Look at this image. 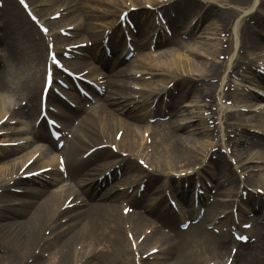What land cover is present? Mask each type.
I'll return each instance as SVG.
<instances>
[{"label": "bare ground", "instance_id": "6f19581e", "mask_svg": "<svg viewBox=\"0 0 264 264\" xmlns=\"http://www.w3.org/2000/svg\"><path fill=\"white\" fill-rule=\"evenodd\" d=\"M25 1L40 22L48 27L49 31L46 35L53 36V40H51L53 41L52 48L57 55H61L62 50H66L65 46L69 43H78L86 40L84 37L93 40V43L96 44L101 31L116 21L115 18H112L105 22H97V26H93L89 18L113 16L121 7L128 9L129 5L137 6V10L131 11L130 14L136 21L138 35L131 34L132 43L135 46V55L128 61L124 55H120L119 51H115L116 46L122 42V37L117 33L115 27H111L113 31L110 37L111 45L114 48L112 53L114 61L106 60L103 57L104 55L102 53L99 54L100 51L95 47L86 48L87 54H76L78 56L76 62L79 65H74L73 61L68 64L67 60L64 59L66 61L65 64H68L72 69H77L79 66L81 71L89 69L82 75L86 77L93 75L94 81H96L97 75H102L104 79L102 81L105 85L101 96L96 98L92 106L87 107L82 105L83 103L80 101L82 97L75 91L68 92L69 97L77 100V107L68 109L67 112L60 107L59 109L57 108V111L51 112V114L63 121L64 128L68 132H72V136L70 139L67 138L60 149L56 148L55 142L49 140V152H43L42 147L37 144L46 141L44 139H47L48 136L41 125L38 128H34V116L40 103V80L41 72L44 73L47 61V42L45 46L46 53L44 54V44H42L44 34L36 28L29 18L24 17L20 11V8L26 9V4H18L16 0H4V5L0 9V45L3 47V51L0 52V126L2 125L0 132L2 131L1 129H6L10 133L0 139V141H17V144L15 146H0V264H134L138 262L140 264H210L209 260H215V264H225V254L227 251V256L232 254L229 245L234 243V240L227 232L214 234L202 226V223L206 221L205 217L208 212H214V217L217 216V212L220 211L217 208L222 205V201L217 200L210 203L206 208L203 219L191 224L187 230H175L172 221L176 214L173 215L171 212L168 213L157 209L158 205L154 207L153 203V208L151 207L150 210L156 209L154 216L168 227V230H165L160 227H153L152 223L136 209H132L127 214L123 213L122 209L127 204L120 205L117 203V200L124 194V191L118 188L127 186L126 188L128 189L135 181H138V187L142 179H145L147 181L143 189V196L146 197V195L152 194L153 184L159 182L155 185L156 189L159 190L163 185L168 188L166 186L167 181L171 180L173 181L171 184L173 186L172 195H176L181 204L191 203L196 184L188 189L192 191V197L188 195L189 191L187 193L186 188L183 189L182 185L181 187L178 185L181 182L191 180V175L188 174L189 177L187 175L186 178L181 179L175 178L176 174L172 175V172L183 171L182 167L187 164L202 163V158L207 154V148L214 143V137L212 139L209 137L211 133L208 129H205L202 122L197 123V136L192 139L175 131L176 129L180 130L183 125L178 120L156 121L153 124L145 121L148 116L163 115L162 111L165 114H172V112L176 114L177 110L174 108L173 99L168 103L165 102L164 108L160 106L157 111L148 105L154 101L155 97L159 101L165 93L169 92V89L163 87L164 84L169 82L166 81L169 78L170 80L175 79L177 85L182 88L180 97L189 96L193 84H196L197 91L201 92L203 88L202 82L198 84L197 81L203 79V73L199 74L202 71V59L200 60L202 55L218 56L229 54V51L223 48L222 45L218 49V42L222 44V41L215 40V37L211 41L202 42L195 40L188 49L185 46L186 43H183L180 38L173 37L169 40H158L155 50L160 51L157 52V56L169 60L167 56L172 54L177 65L171 66V63H160L154 68L158 69V72L153 73V69L147 65V62L150 61L149 55L141 52V48L146 46L147 42L150 45L153 36L152 34L147 36L146 32L143 34V30L149 26L147 16L150 15V10H146L142 6L146 7L148 4L152 11L155 9L162 11L163 9L166 12L168 10L166 15L170 16L169 20L172 25L176 26L175 28L183 26L187 21V16L191 15L196 21L189 32L194 34L197 32V24L201 22L200 27L202 26V10L205 11V5L203 4L249 5L251 1ZM91 1L94 4L90 5L89 2ZM127 3H129L128 6ZM103 4H108L111 8L110 11L107 8L100 9ZM258 6L264 10V4L261 1ZM251 7L248 9H251ZM122 11L120 10V12ZM57 12L60 13L59 17L54 18L53 16L50 18V15ZM212 20L213 22L210 24H215V28L221 31L226 29L218 28L217 23L220 24L221 22V27L230 26V24H227V19L220 20V22ZM249 20H253L254 24L264 25V19L255 12H249L245 16L244 31L241 33L238 32L239 22L236 21L232 31L234 38L231 39L234 44L233 49L230 48L231 55L236 50L244 48L243 43L248 47H250L249 44L254 45L255 38L253 36L250 37V33L246 32L249 27L253 26L249 23ZM189 21L188 24H191L192 20ZM68 25H72V30L67 29L71 34L76 37L80 34L83 39L66 42L68 37L61 35L59 30H66ZM56 27L58 28L55 30L54 28ZM208 38L212 39L210 36ZM239 41L242 44L237 49ZM161 44L169 46H165L167 49L162 51L161 47H158ZM125 48L127 49V47ZM78 50L82 51V48ZM126 51L128 52V50ZM126 51L124 52L126 53ZM68 52L73 53V50L70 49ZM86 58H89V61ZM90 60H97L101 65V70L98 67L96 68ZM183 61H186L189 66L197 71L194 76L191 74L176 76L173 68L179 66L181 68V65H184ZM228 61V69H232V64L230 60ZM122 64L125 66H121ZM217 64L222 67L221 63L215 61L211 63V72L216 69L214 66H217ZM82 65L84 67H81ZM226 69L219 71L218 74L223 73ZM80 70H76L75 73H80L77 72ZM187 71H190V69ZM234 71L232 69V72ZM127 73H129L131 80L133 78L141 82L140 85L144 87H141V90H133L130 82L127 85L128 83L124 80ZM136 73L149 77H158L157 85L150 87L152 80L145 81L141 77L137 79L135 78ZM251 74L252 72L250 71L242 73L241 81L250 82L254 78V75ZM191 76L194 78L201 77H199V80H195ZM225 78V76L220 78L221 83ZM147 82L148 84H146ZM96 83L99 86L102 85V82L97 81ZM236 89L241 88L237 87ZM241 91L233 94L234 105L232 106L252 107V105H258L252 101V105L246 104V98L253 95L251 90H248V92ZM21 100H25L27 104L22 105ZM51 101L63 106V100L53 94H50L49 104H51ZM198 101L197 98H194V100L188 102L193 103V106L197 104L196 108L198 111L200 110ZM221 107L222 105L219 106L221 117L217 118L219 120L218 130L214 136H219V140L223 144L225 143L223 136H225L226 127L223 125L222 119L224 117L227 120L230 119L231 114L227 116L226 113H223L224 111ZM227 108L225 106V109ZM231 112L235 113L233 117L236 113L238 115L242 114L235 109ZM22 116L23 118L25 117V123H28V125H25L23 120L24 126H5V123H9L12 120L22 123L20 119ZM260 118L264 124V111ZM195 120H202L200 114ZM236 125L242 126V123L238 122ZM242 127H236L234 130L244 134L242 133L244 132ZM118 131H121V135L119 139H116L115 136ZM145 131L149 133L147 135L149 137L148 142L147 138L144 137ZM27 132L33 133L34 140L27 141V137L24 136ZM242 136L247 138L246 134ZM22 138L25 142L20 143ZM185 141L193 142V145L199 148L200 152L194 151V149L185 145ZM111 144H116L117 151L125 152V156H117L116 154L118 153L108 147ZM147 147L149 153L146 152ZM92 148L94 150L87 154V151ZM37 152L39 154L35 155ZM244 152L246 151H242V153ZM262 153H254L253 158L261 159V162H264V154ZM246 154L248 155L247 152ZM149 155L153 160H149V164L152 166L151 169L147 168L144 170L138 163L134 162V157H136V160L143 159L145 161ZM59 156L64 158L65 170L68 171L69 175L80 177L76 185H80L82 188L81 192H78L77 187L70 184L51 187L58 181V178L46 177L47 174L53 175L52 170L23 176L26 172L36 171L48 166L51 168L56 167ZM253 158L251 156L248 157V159ZM180 162L183 163L179 164ZM263 165L258 166L263 168ZM23 166L24 169L20 171ZM204 168H207V165L202 168L201 164L199 169ZM229 168L227 164L217 165L216 168L210 170L209 175L214 176L219 172V176H224L230 172ZM244 168L246 169L247 166ZM118 169L121 172V179L118 182L108 183L106 171H109L111 178H115L118 174ZM100 176L102 178L99 179ZM251 176L248 175V179L252 180ZM160 177H164V180L161 181L162 183L160 182ZM226 178H228V175L224 176V181L227 180ZM255 180L257 183L264 185V172L258 174ZM103 181L107 184L106 188H101L100 186ZM217 182L218 184L223 183L222 180ZM98 188L100 189L98 190ZM234 188L233 185H227L222 191L224 198L232 195ZM98 191L99 194L96 195ZM248 194L251 196V201L259 205L257 212L262 217L264 202L257 199L258 197L251 194V192ZM157 197H150L144 207H148L153 199L157 200ZM207 197L208 194L203 197L202 195L199 196V208L204 204H208ZM67 198H70L69 203L72 202V205L65 204ZM131 199L130 201L133 204H142V199ZM251 209H254V206ZM239 212L243 215L245 211L241 208ZM195 213L196 211L193 208L188 218L195 215ZM184 219L182 218L180 223H183ZM146 229H149V232L144 234ZM43 231L44 234L42 233ZM128 233H131V237L127 236ZM139 233L141 235L144 234L141 241H138ZM260 233L261 231L257 230V234ZM147 245L149 246L147 247ZM238 247V252L233 256L232 261H236L238 264H246L250 261L248 251H245L241 243L238 244ZM152 248H157L156 253L147 254L145 258L139 253L142 249H145L143 251L148 253ZM169 259L170 261L168 262Z\"/></svg>", "mask_w": 264, "mask_h": 264}, {"label": "rangeland", "instance_id": "374dc122", "mask_svg": "<svg viewBox=\"0 0 264 264\" xmlns=\"http://www.w3.org/2000/svg\"><path fill=\"white\" fill-rule=\"evenodd\" d=\"M157 1L160 2L161 0H157ZM89 4L92 5L94 3L91 1V2H89ZM203 5H205V11L202 10V26L200 27V30H199V28H197V30H196L197 32H195L194 34H191L190 37H188L190 39L192 38L191 40H184L182 38V36H183L182 31L187 34L188 31L185 30L186 25L188 24V21L191 18H192L191 20H193V21L195 20V18L193 19V17L191 15L187 16V19H186L187 21L184 23L183 26H180L179 28H175L176 26L175 25H172V22L170 21L171 22V25L173 27V31H172L173 32V35H172V37L173 36H176L175 38H180L183 41V43L184 42L186 43L185 46H186L187 49L192 45L193 41H195V40L196 41H202V42H204V41H209V40H207L208 36H211V37H214V36L215 37H219V35H218L219 33L217 34V32L218 31H221V30L220 29H216L215 28V24H210V23L213 22L212 19H214V22L215 21L216 22H220V20L227 19V24H230L229 27H227V26L221 27L222 26V23L221 22H220V24H218V23L216 24L218 26V28L226 29L225 31H229L230 29L232 30V25L234 24V22L237 21V22H239V26H238L239 30L238 31L240 33L242 31H244V29H243V23H244L243 19H244V16L246 15L245 14V10H247V9L244 10V8H247L248 7V6H246L247 4H203ZM101 8H107L109 11L111 9L108 4H103V6H100V9ZM20 9H21L20 11L23 13V16L25 17L26 14L22 10V8H20ZM121 9H122V7H121ZM254 10H259V9H258V7H256ZM243 11H244V13H243ZM117 14H118V12H116L113 16H107V17H103V18H91V19L89 18V21L92 22V25L93 26H97V22H101V21L105 22V21H108L109 19L116 18L117 17ZM174 20H175V18H174ZM95 22H96V24H95ZM148 23L150 25L147 27V29L143 30V34L145 32L147 34H149L150 33V30L152 31V29L155 27V24L152 22V13L150 14V18L148 19ZM199 25H201V24L199 23L198 26ZM261 30L264 31V28H262ZM255 31H256V33H255ZM257 31H259V27H256V26L249 27L246 30V32H249L250 33L249 34L250 37L253 36L255 38L254 45L249 44L250 47H248V46H245L246 45L245 43H243L244 48L249 49L251 52H256V53L261 48L259 45H264V40L261 37L260 33H257ZM119 32H120V34H122L121 31H119ZM98 33H97V35H98ZM212 33H215V34H212ZM145 36H146V34H145ZM84 38L86 39V37H84ZM81 39H83L82 35L78 34L77 37H76V40H81ZM72 40H75V38L74 37H70V41H72ZM216 40H217V38H216ZM161 46H162L161 47V50L163 51V50L167 49V47H165V46H169V45L162 44ZM92 47H93V45H92ZM163 47H165V48H163ZM171 47L174 48L173 46H171ZM218 47H219L218 49H220V47H221V44H219V42H218ZM2 48L3 47L0 45V52L3 51ZM159 51H151V48H149L147 46H144L143 48H141V52L143 54L149 55V60L150 61L147 62L148 63L147 65L150 68L153 69V71H152L153 73L154 72L155 73L158 72V69H154V68H156L157 65H160V63L161 64L162 63H171V66L172 65L173 66H176L177 65V62H174L175 59H173L174 55H172V54L168 55L167 57L169 58V60H167L164 57H161L160 58L159 56H157V52H159ZM185 54H187V53L185 52ZM221 56H223V54H221ZM250 56H255V53H252ZM246 57H247V54H245V53L244 54L242 53V54H238V55L235 54L234 55L233 60H232V65H234V69L235 70L241 72L242 70L245 69L243 66H245V63L247 62ZM72 59H76V58H72ZM201 59H202V68L201 69H202V71H204V72L201 71L199 73L200 75L203 73L202 74V77H204V79H202V81H200V82H202V86H203L201 92L197 91L196 84H193L190 95L187 96V97H180V94H181L180 92H181L182 88L179 87V86H177L176 87L177 88L176 89L177 95H174L173 96V98H174V105H175L176 110H177L176 115H174V116H172L170 118H167V116L166 117L165 116H161V117H156V119L161 120V121H167V120L173 121V120H179V119H181L180 121H182V118H183L184 115H193V113L197 114V112H198L197 111V108H196L197 107V104H195L193 106V103H191V102L189 103L188 102L190 100H194V98H197V100H199V99L202 98V100H201L202 103L209 102V101H206L205 99L208 100L209 98H211L210 101H212V104L210 106V110H213V108H215L214 101H213L214 100V98H213L214 94L217 93V92H222V89L224 91L231 92L230 91V86L231 85H228L229 83L237 84L238 85V80H237L238 78L236 79V76H234V77L233 76H230V77L228 76L229 77L228 78L229 83L226 84L225 88L224 87L222 88V86H221V88L220 87L218 88L217 87V83H218V80H217L218 74L217 73L219 71L217 69H213L212 72H211V63H213L215 61H217V62L219 61V63L222 64V62H224V61H222L223 59L220 60V58H217L216 55H202V57L200 58V60ZM71 61H74V60H71ZM183 63H184V65H181V68H180V66L179 67H176V68H173L172 67L174 73L176 74V76H185L187 74H191L192 76H194L195 73H197V71L193 67L189 66L186 61H183ZM74 65H79V64L76 61H74ZM88 65H86V66H88ZM93 65L101 68V66L98 63H96V62H93ZM121 66L124 67L125 65L122 64ZM81 67H84V65H82ZM214 67L219 68V70L221 69L218 64H217V66L215 65ZM189 69H190V71H187ZM75 70H80V66L77 69H75ZM162 77H166V76H162ZM199 77H201V76H199ZM138 78H140V77H138ZM197 78L198 77H196L195 80H197ZM150 79L152 80V83H151L150 87H155L157 85V83H158V77H156V76L153 77L152 76L151 78H148V79L144 78L142 80L148 81ZM124 80L128 84L130 82L131 87L132 88H135V89H136V87L138 88V86L141 84V82H138V81L134 80L133 78L131 80L130 76H127V75L124 77ZM205 80H207V82H205ZM134 82H137V83L134 84ZM146 84H148V82ZM40 85H41V80H40ZM146 86H149V85H146ZM141 87H144V86L141 85ZM227 87H228V89H227ZM225 89H227V90H225ZM184 100H188V101L187 102H183ZM249 108H251V107H249ZM234 109H236V108H234ZM234 109H232V106H230L228 110H234ZM200 111L203 112L204 110H200ZM258 111H254V110H249L248 111L247 110V112H242L243 114H241V115L234 116V117L233 116L232 117L230 116L231 117V120L229 119L230 120L229 122L231 123V121L232 122L233 121L234 122L235 121H241L242 124L246 126L245 129H244V132L246 134L248 133L247 135L250 137V139L248 141H246L245 140V137H243V136H237V132L238 131L237 130H234V128L232 126H227V129H226V132H225V136L223 137V141L225 143L227 142L228 148H227V150L226 149H224V150L226 152H228V150L229 151H232V156H234L236 158V160L238 161V164L237 165H240L241 166L242 163H244L247 160L248 161H250V160L251 161L252 160H256V158L255 159L253 158L254 157L253 156L254 153H261V152H263L262 154H264V139L261 140V143L262 144H260L258 142H254L251 139V135L253 133L247 131L249 129H253L252 127H255L258 123L263 124L262 123V120L260 118V115L263 113L264 110H262L261 112H258ZM229 114H232V113H229ZM24 118L22 117L21 120L23 121ZM213 120H215V119L214 118L209 119L208 122H205L204 120L201 121L202 124L204 125L205 129H207V128L209 129V132L211 133L209 137L211 139H212V137H214V138L216 137L214 135L217 132V123L215 121H213ZM192 123H193V125H192ZM197 123H199V122L195 121V122L185 123L184 124V127L181 130H177L176 129L175 131L177 133L183 135V136H188V137L194 139V137H196V135H197L195 133V130H194L197 127ZM11 125L13 126V125H15V123L14 124H11ZM20 126H24V124L23 125H20ZM27 134H29V133H27ZM254 136H256V139H259L260 138L257 135H254ZM28 137H30V135ZM147 140L149 141V138ZM41 144L42 143H39V145H41ZM184 144L187 145L188 147H191L192 149H194V151L200 152V149L197 148L195 145H193L194 144L193 142L185 141ZM213 149H216V148H213ZM242 151H246L248 153V155L246 154V152H244L243 154H241ZM219 152H220V149L216 150L215 151V154H217ZM249 156H251V158H253V159H248ZM148 157L149 158L146 159V161H147V164L150 165L149 164V160L150 161H153V160H152V158H151L150 155ZM206 161H207V159H206ZM209 161H211L212 163L217 162L216 160H213L212 158H210ZM224 161L228 165L231 162L227 157H225ZM182 163L183 162H180L179 164H182ZM257 165H259V164L258 163L250 162V163H248L246 165L247 166V169H245L243 171L242 168L239 167L236 170V172L238 171L239 172V173L237 172L238 175L241 174V178H244V177H246L245 173H247L248 171H252V172H249L248 175H252L251 176L252 177V180L251 179L250 180L252 181V183L254 185L253 186L247 185V186L252 187L253 189H254L255 186H259L258 188H260L263 191V195H264V185L262 183L261 184L257 183L256 180H255V177L258 174H261V172H264V168L262 169V171H260L257 168ZM212 166H215V164L212 165ZM150 167H152V166L150 165ZM182 169H183V171H181V173H185L187 171V172L191 173L192 176H193V174L196 171H198L199 167H198V165L187 164L184 167H182ZM233 170L234 169H231L230 172H228V173L225 174V175H228V180L227 181L229 182V185H233V187L235 186V188L232 190V196L237 193V190H238V182L241 180V178H239L237 176V174ZM240 170H242L243 173H241ZM253 170H257V171H253ZM173 172H175V171H173ZM163 174H164V172H163ZM201 174H202V171H201ZM202 175L203 176H206V173H203ZM219 175L220 174L218 172L217 175H216V179H214L213 183H215L216 180L219 181V180H223L224 179V176L225 175L218 177ZM182 176H184V174ZM117 177H119V176H117ZM197 177H199V174L194 175V177H193L192 180L195 181V178H197ZM120 178H121V176H120ZM120 178L118 180H120ZM160 178L163 179L162 177H160ZM79 179H80L79 176H74V177L66 176L65 178H62V180L65 183H68L70 185L71 184L72 185H75V187H76V183L78 182ZM227 181L223 182L221 184V186L218 187V192L215 195V198H217V199H223L224 193H222L221 191L224 190V188L226 187V185L224 183H228ZM243 183H244V181H243ZM244 184L246 185V183H244ZM59 185L60 184L58 182H55V184H53L51 187H57ZM128 191L129 192H127L126 194L129 193L128 195H130L131 194L130 193L131 190H128ZM244 191H247V190L244 189V190L240 191L239 193H237L238 198L243 197V194L242 193ZM98 194H99V192L96 195H98ZM153 195H155V196L156 195H160V190L159 191L157 190V192H154ZM147 197H150V196L149 195L148 196L146 195V197H143L142 196L141 199L147 202V200H148ZM211 198H210V200H211ZM163 201L164 202L161 204L162 206L165 203V200H163ZM225 206L226 205L222 204L221 207L218 206L217 209L218 210H225V211L228 210V212H229L230 211L231 204H228L227 205V209H224ZM138 211L140 213L145 214L144 216L146 217V219L148 218L149 221H151V223L156 224V225L158 224L159 219H155L153 213H148L143 208H138ZM231 211H232V209H231ZM211 213L212 212H208V214H206V216H208V219L210 217H212L213 214H214V212L212 214ZM227 218L230 219V217H227ZM174 222H175L174 223L175 224V228H178V226H177L178 218H177V220H174ZM263 223H264V219H263V222L261 224H259V228H257V229L264 231V228H262V227H264L263 226L264 225ZM42 233L44 234V231ZM232 245L233 246L234 245L236 246V244H231V246ZM148 246L149 245H147V247ZM147 247H145V248H147ZM244 248H245V251L246 252L248 251L249 259H250V261H248L247 263L245 261L246 264H264V237L259 238V239H256V241H252L249 244V248H246V247H244ZM142 250H145V249H142ZM227 252H226V254H227ZM226 254H225V257H226ZM169 261H170V259L168 260V262ZM235 264H238V262H235Z\"/></svg>", "mask_w": 264, "mask_h": 264}, {"label": "snow or ice", "instance_id": "6c2138e0", "mask_svg": "<svg viewBox=\"0 0 264 264\" xmlns=\"http://www.w3.org/2000/svg\"><path fill=\"white\" fill-rule=\"evenodd\" d=\"M21 2L23 3V2H24V0H21Z\"/></svg>", "mask_w": 264, "mask_h": 264}]
</instances>
